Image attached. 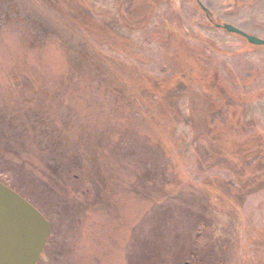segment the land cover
<instances>
[{
	"label": "rangeland",
	"instance_id": "374dc122",
	"mask_svg": "<svg viewBox=\"0 0 264 264\" xmlns=\"http://www.w3.org/2000/svg\"><path fill=\"white\" fill-rule=\"evenodd\" d=\"M11 1L3 0L12 9L0 8V112L41 106L46 117L60 121L57 126L68 139L66 157L95 155L106 178V185L98 179L93 187L87 177L96 169L84 167L62 182L51 179L41 168L37 148L25 140L23 145L37 152L28 155L38 160L40 174L27 180L0 160V178L24 190L50 220L41 264H181L184 259L264 264L263 185L258 178L244 188L237 181L242 168L256 166L257 160L250 159L252 150L243 154L239 149H252L248 137L256 132L264 141V48L207 24L195 3L182 0ZM199 1L214 20L264 36V0ZM77 8L99 23L105 19L103 30L87 28L82 20L71 26ZM78 35L101 54L90 66L76 69L69 44ZM200 41L211 45L207 60H197ZM208 70L216 72L218 92L209 79L200 82L204 87L199 83L198 75ZM156 81L162 93L149 101L145 94ZM110 83L122 96L105 93ZM166 89L169 98L164 99ZM209 98L229 114L237 108L240 134L224 132L219 139L226 126L221 119L209 120L215 109ZM124 100L135 103L133 109ZM177 109L185 111L178 113L181 119L168 116ZM160 112L167 114L164 122ZM200 124L210 131L197 129ZM143 140L158 144L162 171L153 169V160L142 161L140 150L130 149L143 147ZM262 145L258 150L264 156ZM59 182L77 208L65 222L55 209L43 212L40 195L51 192L49 183L57 189ZM199 196L222 210V218L210 206L199 209ZM223 205L230 208L223 210Z\"/></svg>",
	"mask_w": 264,
	"mask_h": 264
},
{
	"label": "trees",
	"instance_id": "16d2710c",
	"mask_svg": "<svg viewBox=\"0 0 264 264\" xmlns=\"http://www.w3.org/2000/svg\"><path fill=\"white\" fill-rule=\"evenodd\" d=\"M5 1L10 2L11 0H5ZM183 1L186 3H191V2L193 4L195 3L196 7L200 10L198 4L195 1L182 0V2ZM3 4H6L9 9H12V6L10 5L12 3L8 4V3H4L3 0H0L1 10H2ZM7 6H6V8H7ZM4 11H5V9H4ZM74 12H75V14H74L75 16H72L70 20L68 19L69 23H71V26H75V23L78 26H80L79 21L82 20V22H81V23H83L82 25H84L87 28H88V26H92L93 29H95L96 31L99 29L103 30L102 28H104V27L102 26L103 25L102 23L105 19L101 20V22L99 23L100 20L98 21V19H96L95 17L93 18V16L91 14L82 13V9L77 8ZM1 13L2 12L0 11V14ZM208 13H209V16L207 17L201 11L203 18L206 20V23L209 25H214L213 22L218 21V19L216 18V20H214L212 13H210L209 11H208ZM6 15H7V13H5V17H6ZM80 18H82V19H80ZM68 28H69V26H68ZM68 35L69 34H66V39H67ZM70 41H71V44H69V53L71 54V56H74V58L76 60L75 62L77 63V66H78L76 69H78L81 65H82V67L83 66L88 67V66H90V62L95 61L94 57L99 58L101 52L95 51L93 45H91V44L88 45L87 42L82 41L80 35H78V37H76L74 40L71 38ZM207 41H208V39H207ZM207 41L206 42L200 41L202 53L199 54L198 59H197L198 61H203L204 59L207 60V58H210L213 55L212 51H211V45H209V43ZM75 67H76V65H75ZM83 71H82V73H83ZM214 71H215V69H214ZM197 78H199V83L201 81L206 82L209 79L211 81V83L213 82V85H210L211 88L213 89V91L218 92V90H216V88H214L216 85L214 83L217 80L216 72L210 73L208 70L204 74V76L201 75V77H200L198 75ZM200 84H201V86L204 87V84H202V83H200ZM110 85H111V83L106 85L105 93L108 92L109 94H112V96L119 93L118 96H122V93H120V91H119V87L114 86V85L110 86ZM159 85H161V83L159 81L158 82L156 81L155 83H152L153 89H150V91L148 89L144 88L145 90H148V93H146L145 95L149 99V101H151L152 100L151 97H155V95L157 93L158 94L162 93V91H159V89H160ZM168 92H169V90L166 89V93L163 96L164 99L169 98ZM131 100L132 99H130V101ZM208 100H210V102H212V99L209 98ZM27 103H29V102H27ZM124 103L125 104L128 103V108H132V109H133L134 104H135V103H130L129 100H127V101L124 100ZM212 105L215 106V109H213L210 112V113H212V115H210L209 120L210 119H217V120L221 119L223 122H225V126L227 127V128L224 127V129H222L221 133L219 134V139H221L223 134H225L226 132H230L229 134L233 133L234 135H237L239 132L241 133V130L243 129V125L239 121L240 119L238 118L239 115L237 112V108H235L234 111L233 112L231 111V114H229L227 110L223 111V109H221L224 105L218 106V104H216L215 102L214 103L212 102ZM35 110H37V111H35ZM143 111H144V109H143ZM172 111H174V112L173 113L169 112L168 116L169 115L172 116L173 119L174 118L181 119V116H180V114L178 116V113L185 114L184 109H177V110H172ZM139 112H141V111H139ZM148 113H150V112H148ZM148 113L147 112H145V113L141 112V115L145 116V114H148ZM137 114H139V113H137ZM166 115L167 114L165 112L161 113V120L163 122L167 118ZM184 119L187 121L188 116L185 117ZM59 122L60 121H54V119H52L51 117H46V113L42 110L41 106H39L38 108L29 107V108H25L24 110L17 107L16 109H14L13 111H10L7 114L0 112V144H1L0 147L6 148V150L1 151L2 155H1L0 160H2L4 162H10L11 167L9 168V170H12V171L15 170V172L19 171L18 173L22 176L24 174L26 176L27 180H29L28 177L34 178L33 177L34 175L40 174L39 173L40 169L38 170V167H37L38 163L36 164V161H38V160H40L43 164V167H45V168L41 167L43 169V171L47 170L49 172L48 173L50 175L49 178L51 177V179H52V177H53V178H55L54 180L60 181V182H62V180L65 178L66 174L71 175L74 170H82L84 172V167H85V169H87V168L94 169V170L96 169L95 174H88L87 179L93 182V187H95L98 179H100V181L103 185H106V182H105L106 178H104V176H103L104 173L101 172V168H100L101 165L99 164L100 162L94 161V159H97V157L95 155L94 156L90 155L89 158H86L85 156L82 157L81 154H79L80 156H76V154H74L75 152H73V156L70 155V156L66 157V155H65V153L67 151L66 141L68 139L65 138L66 134L64 133L62 128L57 126V124ZM229 122H230V127H229ZM187 124L189 125L188 121H187ZM196 126H197V129L198 128L200 129V127H201L202 131L204 128L206 129V131H210V129H211V128H208L206 126L202 127V124H200L199 126L198 125H196ZM195 129H196V127H195ZM259 135H260L259 132H256L252 136L248 137V139H249L248 142H251L254 144L252 149H247V148L239 149L241 151L240 153L245 152V150H247L248 152H250L252 150L251 151L252 155H251L250 159L251 160L257 159L256 160V166L248 167L249 164L247 163V165H245L244 168H242V170L240 171L241 173L237 176V178H238L237 181L240 184V187H243V188L245 186L248 187L249 185H252V182L255 178H258L261 180L262 185H263L261 187V189H264V181H263L264 170H260V171L256 170L257 167L259 169H264V156H262L263 151L258 150V149L262 148V146H263L262 144L264 141L262 139H258ZM226 136H228V134ZM260 136H262V135H260ZM225 139H226V137L224 138V140ZM23 140H25L26 144L30 142V144H32L35 148H37L38 152L40 153V158H37L38 160L37 159L35 160V158H33L32 156L29 157L28 154H30V152H32V151L34 153H37V152L35 150H33V146L30 149L25 147L22 143V142H24ZM144 142L145 141L143 140V144H142L143 147L142 146H138V147L130 146L131 147L130 148L128 145V148L135 150V151L140 150L141 151L140 154L138 152L137 153H138L139 157H141V158L143 157L142 161L148 162L150 160H153L152 162L149 163L151 166H153V169L157 168L158 170L162 171V165L161 164H162V158L164 156H162L160 154V151L158 149L159 148L158 144L157 143L151 144L149 142H147L145 144ZM245 142L246 141H244L241 144L242 147L245 145ZM11 145L13 146L12 148L9 147ZM248 148H251V146H249ZM132 156L135 157L137 155L135 153H132ZM86 159H89L88 163H87V161L85 162ZM34 161H35V163H34ZM161 173H163V172H161ZM46 174H47V172H46ZM55 175H57V176L55 177ZM149 175H150L151 179L155 181L156 178H155L154 174L150 173ZM71 176H73V174ZM108 178H109V176H108ZM230 181L231 180L227 181L228 185L232 184V182H230ZM38 182H40L38 184V186H40V184H42V180L38 179ZM211 182H213V181H211ZM49 184H48L49 185L48 188L50 189V191L52 193L51 192H50L51 194L50 193L47 194L44 192L40 193L41 196L43 195V201L45 203L44 206H46L45 210L43 212L48 214V212L50 210L55 209L56 213H58L59 215H62L64 222L66 220L69 221L70 219H69L68 214L71 213V214L75 215V210L77 209L76 206L72 207L73 206L72 204H74L73 201H71L73 196H71L70 194L68 195V193L65 194V188L63 187L64 183H60V186L57 185L56 186L57 189L54 188L55 183L53 186H52V183H49ZM205 184H207V183H205ZM211 184H214V182ZM218 184L222 185V184H220V182ZM10 185L16 191H18L20 193H21V191H24V190H19L20 188L17 187L13 183H11ZM207 186H208V184H207ZM218 187L219 186L217 185V188ZM210 190H212V188H210ZM24 194H26V193H24ZM217 200H218V203H216V204L218 205L219 209H221L220 206L222 204L223 197L220 199H217ZM76 202L79 203V199ZM197 202L201 206V207L199 206V209H201V208L204 209L206 207L209 208V206H210V208L212 207V211H213L214 216L217 217V219L222 218L221 215H223L222 213H224V212H222V210H217L216 205H212V203H211L212 201L209 200L208 204H206L204 202V199L202 200L201 196H199V198L197 199ZM228 206L229 205H223L222 209L224 210L226 208H230ZM42 208H43V206H42ZM216 211H218V212H216ZM85 213H86V211H85ZM47 244H49V241ZM46 250H47V248H46ZM189 255L194 256L195 254L190 253ZM155 256H156V260H158L159 254L155 255ZM135 263H137V262H135Z\"/></svg>",
	"mask_w": 264,
	"mask_h": 264
},
{
	"label": "water",
	"instance_id": "95a60500",
	"mask_svg": "<svg viewBox=\"0 0 264 264\" xmlns=\"http://www.w3.org/2000/svg\"><path fill=\"white\" fill-rule=\"evenodd\" d=\"M200 7L204 11L201 3ZM218 25L226 31L240 33L248 43L264 44V39L244 33L229 23ZM48 233L45 217L22 195L0 182V264H35Z\"/></svg>",
	"mask_w": 264,
	"mask_h": 264
},
{
	"label": "flooded vegetation",
	"instance_id": "af4514ba",
	"mask_svg": "<svg viewBox=\"0 0 264 264\" xmlns=\"http://www.w3.org/2000/svg\"><path fill=\"white\" fill-rule=\"evenodd\" d=\"M237 27H239L240 29H242V30H244L242 27H240V26H237ZM245 31V30H244ZM246 32V31H245ZM256 35V34H255ZM258 37H260V38H263L264 39V36H260V35H257ZM240 39H242V36H238ZM261 47H263L264 48V44H261ZM47 251V250H46ZM44 252H45V250H44ZM44 253H42L41 255H40V258H39V260H38V262L36 263V264H41V263H43V261H42V259H43V257H42V255H43ZM193 258L195 257V256H193V255H191ZM42 257V258H41ZM187 261V259H184V261ZM183 261V262H184ZM189 262H190V264H192V262L190 261V260H188Z\"/></svg>",
	"mask_w": 264,
	"mask_h": 264
}]
</instances>
